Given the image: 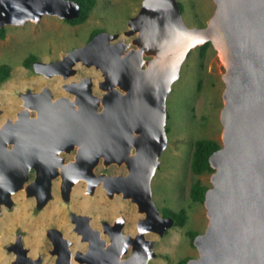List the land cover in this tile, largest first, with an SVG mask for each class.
I'll return each mask as SVG.
<instances>
[{
	"label": "water",
	"instance_id": "1",
	"mask_svg": "<svg viewBox=\"0 0 264 264\" xmlns=\"http://www.w3.org/2000/svg\"><path fill=\"white\" fill-rule=\"evenodd\" d=\"M213 1L207 22L191 27L178 0H142L124 31L135 33L136 47L101 31L60 59L33 61L36 71L64 77L74 73L77 61L94 65L104 75L98 81L104 91L93 93L91 77L83 76L64 83L71 97L53 98L48 86L22 93L24 108L0 124V203L11 204L10 194L22 187L31 167L33 184L43 189L29 187L28 194L45 202L55 168L63 164L60 151L75 145V159L63 165L72 171L62 175L64 193L77 178L89 179L101 156L105 163L125 161L126 174L106 177L114 186L108 193L130 197L144 217L133 239L116 222V237H110L120 239V247L111 245L109 259L98 264H147L153 239L143 232L162 233L173 224L172 217L159 214L150 190L166 145L165 99L189 50L209 42L224 67L222 142L208 157L213 168L203 199L208 222L193 239L197 255L185 264H264V0ZM78 13L75 0H0V27L38 21L43 14L68 20ZM85 228L99 237L87 220ZM88 241L85 254L91 253ZM131 242V255L120 260Z\"/></svg>",
	"mask_w": 264,
	"mask_h": 264
},
{
	"label": "rangeland",
	"instance_id": "2",
	"mask_svg": "<svg viewBox=\"0 0 264 264\" xmlns=\"http://www.w3.org/2000/svg\"><path fill=\"white\" fill-rule=\"evenodd\" d=\"M141 1L96 0L86 20L80 23H74L57 15L43 14L38 21L27 20L22 24L4 25L5 36L0 38V64L9 65L10 74L0 82V124L8 117L15 118L17 111L23 107L21 95L27 90L38 91L48 86L53 98L60 95L71 97L72 94L63 87L64 83L90 76L92 92L101 95L104 90L98 85V81L103 79L104 75L94 65L77 61L74 64V73L64 77L58 73L46 75L38 72L33 62L26 66L23 65V60L29 54H35L40 61L60 59L68 50L86 43L95 33L101 31L117 33V39L128 42V47H136L132 41L135 33L127 35L124 31L128 28L129 19L138 11ZM178 2L183 21L191 27L203 26L215 8L213 0H178ZM204 45H197L189 50L180 66L179 76L171 84L166 96V145L159 155L160 169L156 171L151 182V197L159 211L166 213L168 210L184 209L186 219L182 225L174 223L162 233L145 231V237L153 239L154 251V254L148 258L147 264H182L183 261L195 257L198 252L193 239L205 229L208 222L204 202L193 200L189 190L194 180H200L207 188L211 186L213 170L193 172L190 168V158L197 138L206 137L215 139L220 144L222 142L223 125L220 121V113L224 103L222 93L225 83L222 79L223 63L216 49L211 43L206 44L203 49ZM151 56L143 55L145 59ZM29 114L34 115L35 111L30 109ZM100 159L104 161L102 156ZM122 166L124 162L119 165L112 163L107 168H101L98 164L96 170L108 169L110 172H117L123 169ZM56 183V180L52 183L49 197L44 205L45 211L59 207L68 224L73 211L85 212L90 215V223L93 226L99 224L101 217L96 215L93 209L82 210L79 207L83 201L94 202L95 197L98 196L96 190L91 193L85 188L84 181L79 179L69 193H64L57 190ZM25 192L23 183L21 188L11 193V199L15 200L14 205H8L10 208L2 206L0 256L4 258L1 259L0 264H9L7 258L11 256V251L7 248V244L13 241L17 232L20 233L16 229L17 216L34 222L33 228L30 227L29 231L22 232L25 245H30L32 241L38 239L34 230L44 225L40 219L44 212L40 211L39 215L32 217L30 210L29 213L25 211L23 203L28 204L32 201L31 197L26 198ZM101 196L102 193L100 200L102 199L104 203L114 204L117 209L113 214L115 216L121 214L125 218L124 228L125 231H129L134 226V219L140 215L136 211V204L122 199L116 192L112 196L108 195L104 198ZM37 210L35 208L34 214H37ZM37 223L39 226H35Z\"/></svg>",
	"mask_w": 264,
	"mask_h": 264
},
{
	"label": "flooded vegetation",
	"instance_id": "3",
	"mask_svg": "<svg viewBox=\"0 0 264 264\" xmlns=\"http://www.w3.org/2000/svg\"><path fill=\"white\" fill-rule=\"evenodd\" d=\"M23 108L24 106L21 107L20 109ZM27 109L30 110L32 108H27ZM77 150H78V146H74L69 151L66 150L60 151L63 152V154L59 153L60 156L62 157L63 164L55 168L56 175L50 181L49 191H51L53 181L56 180L57 183L55 186L58 191L62 192V184H63L62 175L69 174L72 172L69 167H63V165H66L75 159ZM159 159L160 156L158 157V160ZM101 162L102 161L99 158L98 162L92 168V176L89 179L84 177H79L67 189V192L69 193V191L74 186V184L80 179L84 181V186L88 191H91V193H93V191L95 190L97 191L96 194H98V196L95 197L96 200L94 202L83 201L79 206L82 210L93 209V211L97 213L96 215L101 217L99 224L96 226H93L90 223V215L85 212L82 213V212L73 211L69 218L70 224H68V222L65 219V215L61 213L62 210L59 207L58 208L55 207L52 211L47 209L45 211L44 205L46 201L40 204V202L37 201L34 195H28L29 187H32L33 189L36 190L38 189L40 192L43 189V185L41 183L33 184V181L35 180L36 177V168L31 167L29 169L28 179L24 182L26 188L25 196L26 198L31 197L32 201H30V203L28 204H26L27 202L23 203V206L25 207L24 209L27 213H29L28 211L30 210V215L32 217H34L33 215H39L40 211L44 212L43 217L40 216L41 217L40 219L41 221H43L44 225L34 230L35 231L34 233L38 235V239L36 241L31 242V244L34 245L33 246H31V244L25 245L23 242L22 232L29 231L30 227L33 228L34 222L31 220L28 221L26 219L24 220L22 216H17L16 229H18L20 233L17 232L13 241L7 244V248L11 251V256L10 257L8 256L7 263L9 264L10 263L12 264H88L89 261L92 264L93 263L98 264L100 262L106 261L107 259H109L110 246L112 245L111 250H115L114 248L120 247L121 244L120 239L116 238L115 241H112L110 237V236H113L114 238L116 237L115 224L117 221L122 222L120 228L121 232L123 234H129L132 237V239L134 238L136 233L139 232V225H138L139 221L144 217L143 212H141L138 209V205L134 201H132L130 197L129 198L124 197L121 192H116L115 190L112 191V195L114 194V192H116L120 194V197L122 199H127L129 203L131 202L135 203L136 211L140 213V215L134 219V226L131 227L129 231L127 230L125 231L124 228L125 218L121 214L117 216L113 214L114 211L117 209L114 207V204L109 205L108 203H104L102 199L100 200V193H102L101 198H104V196L110 195L108 193V190L114 188L111 181L105 180L106 177L110 175L126 174L128 172V167L125 161H123L124 166H122L123 169H121L120 171L110 172L108 169L97 171L96 167L98 164H100L101 168H107L110 164L116 163V162L105 163L104 161L102 163ZM116 164L119 165L120 163H116ZM160 166L161 165L159 160L158 166L156 167L150 180L151 194H152V183H151L152 178L154 177L156 171L160 169ZM11 202H12L11 205L12 204L14 205L13 202H15V200L11 199ZM2 206H6L10 208V206L4 203H0V213L2 210ZM35 208L38 209L36 212L37 214H34ZM75 214L85 215L87 219H83V218L76 219L74 218ZM159 214L161 216H167L161 213L160 211ZM108 218L111 219L109 220ZM86 220L90 224V226H92L93 229L98 230L99 232L98 238H101V240L103 241L98 240V238L93 232L85 228ZM35 226H39V223L35 224ZM143 234L145 235V231L143 232ZM88 238L91 241V253L85 254L88 251L90 244ZM133 241L134 240H132V242ZM132 242L130 243V245H128L127 251L121 253L120 260L125 259L131 255ZM33 248L36 250H34ZM3 258H4L3 256H0V262L1 259L3 260Z\"/></svg>",
	"mask_w": 264,
	"mask_h": 264
},
{
	"label": "trees",
	"instance_id": "4",
	"mask_svg": "<svg viewBox=\"0 0 264 264\" xmlns=\"http://www.w3.org/2000/svg\"><path fill=\"white\" fill-rule=\"evenodd\" d=\"M79 5V13L76 17L71 19L74 23H80L86 20L89 15V11L94 6L96 0H75ZM180 6V4H179ZM181 9V6H180ZM5 36L4 26L0 27V38ZM92 36V35H91ZM209 42H205L203 46H206ZM37 60V56L35 54H29L24 60L23 64L30 65L33 61ZM10 74V67L7 64H0V82L6 79ZM220 146V143L215 139L201 137L197 138L193 144V150L190 158V168L195 173H200L205 170L212 171L213 168L209 164L208 157L212 151L217 149ZM207 189V186L203 185L200 180H194L190 186V196L193 200L203 201L204 193ZM164 215L170 216L173 218V224L182 225L186 219V211L184 209L176 210H168ZM181 261V260H180ZM185 261L182 262L184 264Z\"/></svg>",
	"mask_w": 264,
	"mask_h": 264
},
{
	"label": "bare ground",
	"instance_id": "5",
	"mask_svg": "<svg viewBox=\"0 0 264 264\" xmlns=\"http://www.w3.org/2000/svg\"><path fill=\"white\" fill-rule=\"evenodd\" d=\"M131 153V152H130ZM128 155H129V153H128ZM123 162V161H122ZM10 197H11V194H10ZM129 198V197H128ZM137 204V203H136Z\"/></svg>",
	"mask_w": 264,
	"mask_h": 264
}]
</instances>
